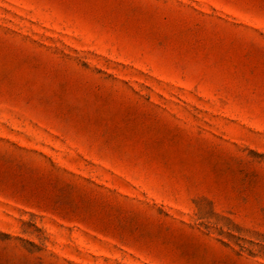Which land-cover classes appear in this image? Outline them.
Masks as SVG:
<instances>
[{"label":"rangeland","instance_id":"rangeland-1","mask_svg":"<svg viewBox=\"0 0 264 264\" xmlns=\"http://www.w3.org/2000/svg\"><path fill=\"white\" fill-rule=\"evenodd\" d=\"M0 264H264V0H0Z\"/></svg>","mask_w":264,"mask_h":264}]
</instances>
